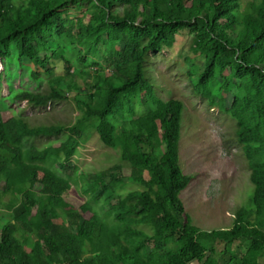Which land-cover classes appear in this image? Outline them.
<instances>
[{"label": "trees", "instance_id": "obj_1", "mask_svg": "<svg viewBox=\"0 0 264 264\" xmlns=\"http://www.w3.org/2000/svg\"><path fill=\"white\" fill-rule=\"evenodd\" d=\"M182 36L194 40L193 93L236 122L250 171L251 206L231 230L203 232L186 213L187 107L148 80L150 56ZM15 57L49 88L18 101L45 109L84 97L75 124L37 127L0 98V264H264V0H0V62ZM86 128L121 152L129 175L115 177L116 167L80 185L78 171L60 172L80 155ZM73 185L87 195L78 207Z\"/></svg>", "mask_w": 264, "mask_h": 264}, {"label": "rangeland", "instance_id": "obj_2", "mask_svg": "<svg viewBox=\"0 0 264 264\" xmlns=\"http://www.w3.org/2000/svg\"><path fill=\"white\" fill-rule=\"evenodd\" d=\"M85 11V7L77 15L75 10L71 11V21L76 19V16L81 17ZM193 41V38L182 36L173 50L150 56L146 66L148 80L154 83L162 99L181 100L187 107L180 165L185 174L193 177V181L180 195L186 213L192 218L195 227L203 232L231 230L236 213L251 206L253 187L250 183V171L235 141L236 122L192 91L194 85L191 73H197L191 64L195 59ZM54 71L53 74L56 76L64 75L62 69ZM0 73L4 76L0 98L6 105H10L12 113L17 117L23 116L32 126L58 124L71 126L80 117L76 99H82L84 96L81 95L74 97L76 95L69 94L67 101L53 103L45 109H35L25 102L18 101L17 96L22 91L45 93L49 88L45 77L35 81L31 76V68L21 67L17 57L10 62L1 61ZM84 79L82 80L80 75L76 76L77 85L82 91L87 88ZM77 132L82 143L80 155L67 166V172L65 169L60 170L62 174L75 176L78 171L77 180L80 185L83 184L84 176L116 167L121 171L115 172V177L129 175L132 169L123 161L118 149L105 147L97 133L90 128ZM47 142L48 140L41 139L35 141V144L43 148ZM111 180L108 178L107 182ZM73 188L77 193H73L71 197L78 207L86 201L87 195L82 193L81 186L73 185ZM127 188L135 189L132 185ZM39 189L40 186L36 187V191ZM9 201L10 197L6 199V203ZM5 214L8 212L3 209L1 215Z\"/></svg>", "mask_w": 264, "mask_h": 264}, {"label": "bare ground", "instance_id": "obj_3", "mask_svg": "<svg viewBox=\"0 0 264 264\" xmlns=\"http://www.w3.org/2000/svg\"><path fill=\"white\" fill-rule=\"evenodd\" d=\"M59 78V77H58ZM53 88V87H52ZM23 123V122H22ZM15 142V141H14ZM95 226V225H94Z\"/></svg>", "mask_w": 264, "mask_h": 264}]
</instances>
